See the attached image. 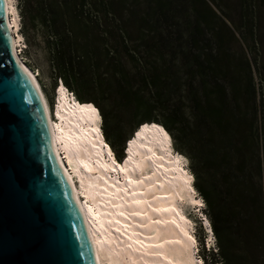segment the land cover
Returning <instances> with one entry per match:
<instances>
[{
  "label": "rangeland",
  "instance_id": "374dc122",
  "mask_svg": "<svg viewBox=\"0 0 264 264\" xmlns=\"http://www.w3.org/2000/svg\"><path fill=\"white\" fill-rule=\"evenodd\" d=\"M58 1L15 0L22 56L50 108L60 78L50 33L36 18L42 8H52L58 24L73 18V54L86 80L64 87L81 105L98 108L90 103L96 97L109 111L106 120L100 114L116 153L136 125L163 124L169 110L189 123L167 131L206 202L218 251L205 259L264 264V0H65L76 5L66 16ZM105 44L116 46L120 71L109 64ZM109 90L127 97L109 98ZM208 104L222 112L204 110Z\"/></svg>",
  "mask_w": 264,
  "mask_h": 264
},
{
  "label": "bare ground",
  "instance_id": "6f19581e",
  "mask_svg": "<svg viewBox=\"0 0 264 264\" xmlns=\"http://www.w3.org/2000/svg\"><path fill=\"white\" fill-rule=\"evenodd\" d=\"M3 2L13 55L42 100L52 149L82 213L95 263L195 264L188 239L190 223L184 218L188 202L195 201L188 174L192 171L187 165V173L178 171V165L186 163L167 154L169 137L161 127L144 125L127 142L123 164L116 165L97 131V112L80 103L69 104L63 83L56 92L58 107L50 108L38 74L22 56L16 2Z\"/></svg>",
  "mask_w": 264,
  "mask_h": 264
},
{
  "label": "water",
  "instance_id": "95a60500",
  "mask_svg": "<svg viewBox=\"0 0 264 264\" xmlns=\"http://www.w3.org/2000/svg\"><path fill=\"white\" fill-rule=\"evenodd\" d=\"M12 47L0 0V264H96L42 100Z\"/></svg>",
  "mask_w": 264,
  "mask_h": 264
},
{
  "label": "trees",
  "instance_id": "16d2710c",
  "mask_svg": "<svg viewBox=\"0 0 264 264\" xmlns=\"http://www.w3.org/2000/svg\"><path fill=\"white\" fill-rule=\"evenodd\" d=\"M58 5L64 10L65 16H66V13L71 14L72 10H75V7H76L75 4H73L71 6L68 5L65 2V0H59ZM73 12H75V11H73ZM55 15L56 14L52 8H47V9L42 8V11H40V14L36 18L40 21V23H42L48 29V31L50 33L49 39L47 40V44H48L49 52L51 54V63H52L53 71L55 73V77L58 76L61 79V81L64 83L65 86L67 85L69 88H73V85H75L74 83L77 84V82H81V81L86 80L85 75L83 73H81V71H80L79 61H77L75 59L74 54H73L75 51V41L73 39V31L71 30L73 18L71 16H70V19H67V17H65L62 20V23L58 24L57 20L55 19ZM94 26H95V28H97L96 24H94ZM105 45L106 46L104 47V55L105 56L109 55V64L114 67L115 72L120 71V69H121L120 66L122 63L119 59V56L116 53H114V51H112V49H111V48H116V46H112V47L109 46L108 47L107 44H105ZM89 77L95 83L100 82V79L98 77H93V76H89ZM90 78H89V80H91ZM57 84H58V82H57ZM100 92L103 94L106 93L105 91H100ZM119 93H121V91H119ZM151 94H152V97L159 96V94L156 92H151ZM107 95L109 96V98H112L113 95H117L119 97L118 92H114V91H110V90H109V92H107ZM117 96H115V99H114L115 102L117 100L116 99ZM204 96H205V94H204ZM126 97H127V95L125 93H123V94H120V97L118 99L124 100V98H126ZM76 98L80 102L84 103L83 101H81L82 99H81L80 95ZM148 100H150V99H148ZM90 101H92V102H90ZM90 101H89L90 103L97 105L100 112H102L104 119L106 120V118L109 117V115H110L109 111H105L103 109V107L101 105H99L98 98L94 97V99H92ZM147 104H148V101H145L143 103V105H147ZM84 108H86V107H84ZM203 109L212 111L216 114H220L222 112V106L221 107L220 106L219 107H216V106L213 107V106L208 104V105H206V107H203ZM178 116L179 115H178L176 110H169V113H167L164 117V123L163 124L159 123V122H153V123H157L159 125L162 124L166 130L167 129L170 130V125L172 123H177V122L181 123ZM181 124H182L183 129L188 128V126H189L188 122H186V123L184 122ZM137 127H138V125H136L134 127V129ZM103 130H104V133H105V136H106L108 142H110L109 135H108L107 131L105 130V128ZM132 131L130 132L129 136L131 134L132 135L134 134V132L132 133ZM129 136H128V138H129ZM124 144L126 146L127 142H125L123 140L122 145L117 150L116 154L119 158H123V146H124ZM205 204H206V202H205ZM206 210H207V207H206ZM213 260H214V263L217 262L216 258H213ZM212 264H213V262H212Z\"/></svg>",
  "mask_w": 264,
  "mask_h": 264
},
{
  "label": "snow or ice",
  "instance_id": "6c2138e0",
  "mask_svg": "<svg viewBox=\"0 0 264 264\" xmlns=\"http://www.w3.org/2000/svg\"><path fill=\"white\" fill-rule=\"evenodd\" d=\"M84 107L90 109L92 112H97V110H96L92 105H85ZM97 115H98V114H97ZM97 131H98V129H97ZM160 131H161V132H164V129L161 128ZM164 135H165L166 137L168 136V134H167L166 132H164ZM105 147H106V145H105ZM109 154H111V153H109ZM179 159L183 160L184 158H183V157H179ZM185 163H187V161H185ZM121 171H123V168H121ZM189 179H191V177H189ZM138 183H139V181H138ZM193 203H194V204H201V206H202V201H193ZM209 230H210V229H209ZM188 239H189V240H192L193 243H195V240H194V237H193V236H189Z\"/></svg>",
  "mask_w": 264,
  "mask_h": 264
}]
</instances>
